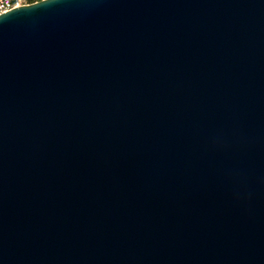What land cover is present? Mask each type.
<instances>
[{"label":"water","instance_id":"water-1","mask_svg":"<svg viewBox=\"0 0 264 264\" xmlns=\"http://www.w3.org/2000/svg\"><path fill=\"white\" fill-rule=\"evenodd\" d=\"M0 264H264V0L1 14Z\"/></svg>","mask_w":264,"mask_h":264},{"label":"built area","instance_id":"built-area-1","mask_svg":"<svg viewBox=\"0 0 264 264\" xmlns=\"http://www.w3.org/2000/svg\"><path fill=\"white\" fill-rule=\"evenodd\" d=\"M36 1L39 0H0V15L14 8L28 5Z\"/></svg>","mask_w":264,"mask_h":264}]
</instances>
